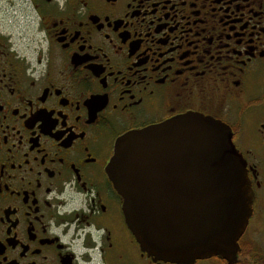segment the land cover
<instances>
[{"label": "flooded vegetation", "instance_id": "af4514ba", "mask_svg": "<svg viewBox=\"0 0 264 264\" xmlns=\"http://www.w3.org/2000/svg\"><path fill=\"white\" fill-rule=\"evenodd\" d=\"M187 113L228 128L251 211L228 256L171 262L106 166ZM0 264H264V0H0Z\"/></svg>", "mask_w": 264, "mask_h": 264}, {"label": "water", "instance_id": "95a60500", "mask_svg": "<svg viewBox=\"0 0 264 264\" xmlns=\"http://www.w3.org/2000/svg\"><path fill=\"white\" fill-rule=\"evenodd\" d=\"M107 173L140 248L156 259L228 256L251 211L245 163L222 122L187 113L115 142Z\"/></svg>", "mask_w": 264, "mask_h": 264}]
</instances>
